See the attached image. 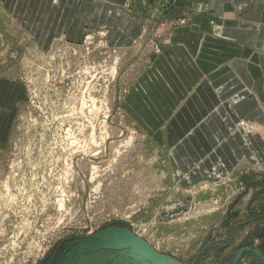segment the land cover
<instances>
[{"label":"rangeland","instance_id":"obj_1","mask_svg":"<svg viewBox=\"0 0 264 264\" xmlns=\"http://www.w3.org/2000/svg\"><path fill=\"white\" fill-rule=\"evenodd\" d=\"M16 1L20 11L0 2V264H141L130 251H62L109 225L171 264H264V147L253 163L174 181L128 107L148 56L188 19H166L172 0L143 1L134 43L111 42L100 25L79 39L63 31L46 49ZM234 126L258 143L251 121Z\"/></svg>","mask_w":264,"mask_h":264},{"label":"crops","instance_id":"obj_2","mask_svg":"<svg viewBox=\"0 0 264 264\" xmlns=\"http://www.w3.org/2000/svg\"><path fill=\"white\" fill-rule=\"evenodd\" d=\"M143 1L25 0L16 18L29 20L25 25L45 49L63 31L79 39L100 25L109 27L111 42L134 43ZM0 2L15 11L20 0L17 7L14 0ZM184 16L148 56L128 107L161 148L174 181L191 182L212 177L222 165L253 163L255 149L264 147V0H172L166 19ZM239 120L260 128L258 143L235 129Z\"/></svg>","mask_w":264,"mask_h":264},{"label":"water","instance_id":"obj_3","mask_svg":"<svg viewBox=\"0 0 264 264\" xmlns=\"http://www.w3.org/2000/svg\"><path fill=\"white\" fill-rule=\"evenodd\" d=\"M105 248L118 252L130 251V255L141 264H160L166 258L143 237L121 225H109L90 236H76L62 251L67 252L69 257L73 251L82 253Z\"/></svg>","mask_w":264,"mask_h":264},{"label":"bare ground","instance_id":"obj_4","mask_svg":"<svg viewBox=\"0 0 264 264\" xmlns=\"http://www.w3.org/2000/svg\"><path fill=\"white\" fill-rule=\"evenodd\" d=\"M142 237V236H141ZM160 264H171L170 262H169V260L167 259V258H165L164 260H163V263H160ZM175 264V263H174Z\"/></svg>","mask_w":264,"mask_h":264}]
</instances>
